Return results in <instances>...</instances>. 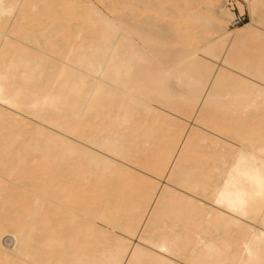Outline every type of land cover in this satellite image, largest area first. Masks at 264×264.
Instances as JSON below:
<instances>
[{
  "label": "bare ground",
  "instance_id": "bare-ground-1",
  "mask_svg": "<svg viewBox=\"0 0 264 264\" xmlns=\"http://www.w3.org/2000/svg\"><path fill=\"white\" fill-rule=\"evenodd\" d=\"M143 1L109 19L0 0V264H264V194L225 185L241 153L264 170V0H247L252 48L161 36Z\"/></svg>",
  "mask_w": 264,
  "mask_h": 264
},
{
  "label": "rangeland",
  "instance_id": "rangeland-1",
  "mask_svg": "<svg viewBox=\"0 0 264 264\" xmlns=\"http://www.w3.org/2000/svg\"><path fill=\"white\" fill-rule=\"evenodd\" d=\"M85 1L88 3V5H86V7L92 6V7L96 8L100 13H102L104 16H106L109 19H112L113 18L112 16H116V15H117L116 17H122L125 15H132L133 16V14L137 13L136 9L134 8L135 7V4H134L135 0H114L115 5L114 6L112 5V6H113V8H115V13L113 12L115 15L112 13V16L108 12V9L110 8L109 4H110V1H112V0H102V2L98 1V0H85ZM144 2L146 3V5L143 7H140V8H142V12H140L141 13L140 16L142 14L143 15L141 17H139V19H135V21H138V22L146 21V23H148V21L150 19L151 20L154 19L153 20L154 22H151L152 27H153V28H151V30L154 29V27L158 28V29L160 28L158 30V33L161 36L163 35L166 37L167 36L169 37L170 34L172 36H174L175 33L178 35H184V36L186 35V36L190 37V39L188 40L190 42L189 46L194 45V42H195L196 47H203L207 42H210V44H213V47H216L219 44L225 43L228 40H232V41L234 40V41H237L238 48H244V47L252 48V47L256 46V43L257 44L259 43L258 40H256V42L254 41V38L256 37L254 35L256 34V32L258 31L261 33L260 28H259L260 26L256 22L257 18H255L256 16L258 17V15H256V14H259V12L258 13L254 12L256 14H254V13L251 14L250 9H249V3H247V0H156V1L145 0V1H143V3ZM213 2H215V3H213ZM184 3H185V5H184ZM157 4H158V6H157ZM163 4H165V5L163 6ZM151 5H152V7L155 8V11L152 13L150 12V14H149L148 12H149L150 8H152ZM132 8H133V10H132ZM261 9H263V8H261ZM261 9H259V10H260V12H263V13H260V14L264 18V15H262V14H264V9H263V11ZM121 10H122V12H121ZM144 10H145V12H144ZM119 11H120V14H119ZM144 13H146L147 15ZM121 14H122V16H121ZM164 16H165V18H163ZM148 17H150V18H148ZM153 17H155L156 20ZM177 17H179L180 19ZM5 18H8V17H5ZM176 18L179 20H177ZM252 18H253V22L250 20ZM169 19H171V20H169ZM185 19H187V20H185ZM258 19H260V18L258 17ZM4 20L7 21L8 19H4ZM206 21H208V22H206ZM175 22H177V23H175ZM182 22L186 23V24L183 25ZM250 22H252V23H250ZM88 24H90V23H88ZM88 24L86 25L87 27H86L85 31H89V33H94V32H90V31H92L91 27L94 28V31L95 30L98 31V29H99V31L102 30V28L96 29V27L92 26V24H90L91 26L90 25L88 26ZM246 24H248V26H246ZM244 25H245V27H244ZM73 26H75V25L69 24L66 27V29L65 28L64 29H65V31L66 30L71 31L72 29L75 28V27L73 28ZM144 26H145V24H144ZM88 27H89V29H88ZM215 27H217V28H215ZM90 28H91V30H90ZM184 28H186V29L188 28V29L186 30ZM64 29H63V32H64ZM197 29H199V31ZM218 29H219V31H217ZM76 30L77 29L75 28L73 31H76ZM170 31H171V33H170ZM172 31H174V32H172ZM182 31H185V32H182ZM96 32H95L96 35L92 34L94 36V38L97 37ZM89 33L86 34V32H84V34H86V36H84L85 38L81 37L82 40L88 39L89 36H92ZM35 34H37V33H35ZM73 34H72V37L75 36ZM98 34H100V33H98ZM202 35L203 36L205 35V36L203 37ZM81 36H83V35H81ZM93 36L91 38H93ZM79 37H78V39H80ZM74 38H72V39H74ZM75 39L73 41H76ZM192 39L194 42L192 41ZM195 39H196V41H195ZM199 39H201V40H199ZM88 40H90V39H88ZM84 41H86V40H84ZM100 41H102V40H100ZM215 43H217V44H215ZM96 44H97V41H96ZM175 45L174 44H168V45H165L161 48L165 49L167 51V53L178 52L182 49L181 45H179V44L176 46ZM90 46H94V44L90 45ZM157 48H159V47H157ZM250 59H249V57L247 58L248 61H250ZM215 64H216V66H219L218 62H216ZM46 114H48V113H46ZM53 114H55V113L53 112L51 115H53ZM184 122H187V123H185V124L184 123L182 124V122H180V123H181V125H183V127H184V125H187L186 131L188 129V125L191 127L193 125L194 126L193 129H196V131H199V133H205V131H203L199 125L194 124L192 119H189V120L184 121ZM30 126H31V124H30ZM142 152L143 151L138 152L139 155H141ZM140 175H145L148 179H150L152 181V183L154 182V184H156L157 188H160L161 186H164L166 184L165 174H163L161 176H154L152 174L150 175V173H148V174L140 173ZM169 187L171 189L176 190V191L181 193V191L176 189V187H174V186H169ZM87 219H88V217H87ZM95 222H96L95 224L98 227H101L104 224L100 220L99 221L95 220ZM101 223H102V225H101ZM116 230L117 229H115L114 231H116ZM118 230H119L118 233L117 232L113 233V229L111 230L112 234H114L113 237L114 236L115 237H117V236L123 237L126 234V233L124 234L122 232L120 233V231H123V230H121V229H118ZM217 233L218 232H216V234L214 233V236L217 235ZM119 234H121V235H119ZM131 242H134V240H131Z\"/></svg>",
  "mask_w": 264,
  "mask_h": 264
},
{
  "label": "snow or ice",
  "instance_id": "snow-or-ice-1",
  "mask_svg": "<svg viewBox=\"0 0 264 264\" xmlns=\"http://www.w3.org/2000/svg\"><path fill=\"white\" fill-rule=\"evenodd\" d=\"M248 160V156L241 153L239 161L227 173L228 179L225 181L226 187L231 186L234 189L233 195L236 202L240 205H244L248 197V192L241 186V180H246L249 184L258 185L261 194H264V170L257 174L249 168L241 169V164H247Z\"/></svg>",
  "mask_w": 264,
  "mask_h": 264
}]
</instances>
